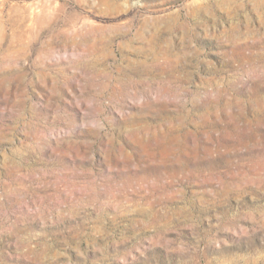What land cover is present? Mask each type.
Segmentation results:
<instances>
[{"label":"rangeland","instance_id":"1","mask_svg":"<svg viewBox=\"0 0 264 264\" xmlns=\"http://www.w3.org/2000/svg\"><path fill=\"white\" fill-rule=\"evenodd\" d=\"M0 0V264H264V0Z\"/></svg>","mask_w":264,"mask_h":264},{"label":"bare ground","instance_id":"2","mask_svg":"<svg viewBox=\"0 0 264 264\" xmlns=\"http://www.w3.org/2000/svg\"><path fill=\"white\" fill-rule=\"evenodd\" d=\"M83 1H85V2L87 1L89 3H92L91 0H83ZM98 1H99L98 3H104V4H107V5L113 6V5H117V3L120 0H98Z\"/></svg>","mask_w":264,"mask_h":264}]
</instances>
